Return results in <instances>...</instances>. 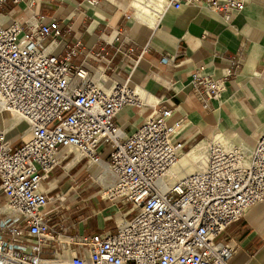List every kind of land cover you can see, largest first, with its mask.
Instances as JSON below:
<instances>
[{"label": "built area", "instance_id": "built-area-1", "mask_svg": "<svg viewBox=\"0 0 264 264\" xmlns=\"http://www.w3.org/2000/svg\"><path fill=\"white\" fill-rule=\"evenodd\" d=\"M6 1L23 0H0V8ZM167 1L176 8L203 3L228 16L242 12L246 0ZM63 38L58 25L0 22V111L32 134L16 150L0 134V264H229L234 248L218 238L264 203V132L249 158L217 140L206 143L204 168L175 178L170 171L185 151L183 121L161 108L127 134L117 116L143 106L138 89L105 87L74 65L80 42L55 55ZM233 74L228 70L227 77ZM191 82L210 98L222 92V81L199 70ZM62 149L114 175L104 198L129 207L115 233L64 242L49 226L47 208L62 206L65 197H47L41 187Z\"/></svg>", "mask_w": 264, "mask_h": 264}, {"label": "crops", "instance_id": "crops-1", "mask_svg": "<svg viewBox=\"0 0 264 264\" xmlns=\"http://www.w3.org/2000/svg\"><path fill=\"white\" fill-rule=\"evenodd\" d=\"M164 4L157 0L144 13L133 1L123 4V11L111 0L96 6L87 0L6 1L0 22L24 28L58 25L64 38L55 55L80 42L74 65L105 87L120 83L138 89L143 106L126 107L117 116L127 134L161 108L172 110V120L183 121L180 137L188 151L170 171L176 178L202 168L204 147L212 140L249 158L264 132V0H246L242 12L228 16L203 3L165 9ZM129 9L135 20L125 13ZM196 70L223 82L218 98L194 89L191 75ZM228 70H234L230 77ZM0 134L14 150L32 137L25 122L2 111ZM94 167L100 168L89 166L74 150L62 149L41 187L47 197H65L62 206L46 210L49 226L64 242L115 233L125 218L124 203L112 202L110 208L98 191ZM4 202L0 190V207ZM218 242L234 248L229 264H264V203L249 209Z\"/></svg>", "mask_w": 264, "mask_h": 264}, {"label": "rangeland", "instance_id": "rangeland-1", "mask_svg": "<svg viewBox=\"0 0 264 264\" xmlns=\"http://www.w3.org/2000/svg\"><path fill=\"white\" fill-rule=\"evenodd\" d=\"M113 3H115L116 4V6L120 9V10H122L123 11V7L124 6H122L123 4H126V5H129L132 1H133V3H137V4H140V5H142L143 7H148V8H150V7H153V3H155L157 0H111ZM133 5V4H132ZM167 5H168V1L167 0H165V4H164V9L167 7ZM163 9V10H164ZM140 11H143V10H141L140 9ZM145 11V10H144ZM162 11V10H161ZM145 12H147V11H145ZM125 13H127V16L130 18V19H132V20H135V17H134V12L132 11V10H128L127 12H125ZM150 13V12H149ZM188 153V151L185 149V151H184V154H183V156L181 157V158H183L184 157V155L185 154H187ZM181 160V159H180ZM94 170V171H93ZM93 170H92V174H94V178H95V181H96V183L98 184V186H99V188H98V191H101V195L102 196H104V193H105V191L109 188L108 187V185L105 183V181H103L104 180V169H102V168H93ZM175 178H176V176H174ZM108 187V188H107ZM101 200V199H100ZM105 202L107 203V204H109L108 206L111 208V206H112V202H110V201H108V200H105ZM121 205V204H120ZM120 208L122 209V210H124V211H127L128 209H129V207L127 206V205H121L120 206ZM125 213V212H124Z\"/></svg>", "mask_w": 264, "mask_h": 264}, {"label": "bare ground", "instance_id": "bare-ground-1", "mask_svg": "<svg viewBox=\"0 0 264 264\" xmlns=\"http://www.w3.org/2000/svg\"><path fill=\"white\" fill-rule=\"evenodd\" d=\"M134 7L137 10H140V9L145 10L142 5L137 4V3H134ZM142 12L145 13V11H142ZM205 163H206V161H203L202 168H204ZM99 166H100V168L104 169V180L103 181H105V183L108 185V187H111L115 181L114 175L111 172H109L108 169L104 168L102 165H99Z\"/></svg>", "mask_w": 264, "mask_h": 264}]
</instances>
